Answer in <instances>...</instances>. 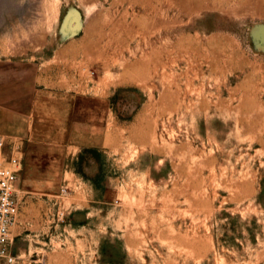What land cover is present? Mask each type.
I'll return each mask as SVG.
<instances>
[{"label":"rangeland","instance_id":"1","mask_svg":"<svg viewBox=\"0 0 264 264\" xmlns=\"http://www.w3.org/2000/svg\"><path fill=\"white\" fill-rule=\"evenodd\" d=\"M13 264H264V0H0Z\"/></svg>","mask_w":264,"mask_h":264},{"label":"built area","instance_id":"2","mask_svg":"<svg viewBox=\"0 0 264 264\" xmlns=\"http://www.w3.org/2000/svg\"><path fill=\"white\" fill-rule=\"evenodd\" d=\"M1 145V140H0ZM21 161L12 158L8 166L0 165V264H13L11 228L18 215L17 183Z\"/></svg>","mask_w":264,"mask_h":264}]
</instances>
